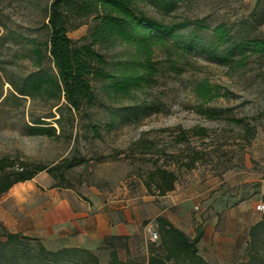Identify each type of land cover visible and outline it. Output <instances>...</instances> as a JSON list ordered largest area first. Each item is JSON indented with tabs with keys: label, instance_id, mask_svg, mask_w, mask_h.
I'll list each match as a JSON object with an SVG mask.
<instances>
[{
	"label": "rangeland",
	"instance_id": "1",
	"mask_svg": "<svg viewBox=\"0 0 264 264\" xmlns=\"http://www.w3.org/2000/svg\"><path fill=\"white\" fill-rule=\"evenodd\" d=\"M49 2L0 0V158L48 165L68 158L77 164L63 178L42 171L0 195V225L43 234L53 214L49 206L61 197L86 212L99 201L131 195L151 199L157 210L165 208V216L191 236L195 222L202 221L207 233L200 254L213 264L246 259L248 228L264 214L259 209L264 200L254 197L264 177V53L253 44L264 40V0H135L150 18L179 26L170 35L130 30L128 39L114 36L97 44L111 78L93 81L95 101L80 112L68 108L46 82L33 95L16 88H26L39 73H56L48 58L38 67L35 53L48 39ZM196 19L209 27L195 28ZM220 22L230 30L226 43L214 33ZM90 29L87 22L69 35L77 40ZM126 81L123 91L117 83ZM202 84L208 88L203 94ZM38 119L44 123L33 122ZM200 130L205 134L197 135ZM179 133L186 136L183 143L177 142ZM194 157L196 164L187 168ZM156 163L179 176L175 190L165 196L150 195L139 176ZM148 201L142 203L150 215L144 223L149 234L157 230V210L149 211ZM239 203L243 234L228 256H216L215 232L234 221L228 211ZM64 209L58 206L56 212ZM77 262L87 264L83 258Z\"/></svg>",
	"mask_w": 264,
	"mask_h": 264
},
{
	"label": "trees",
	"instance_id": "2",
	"mask_svg": "<svg viewBox=\"0 0 264 264\" xmlns=\"http://www.w3.org/2000/svg\"><path fill=\"white\" fill-rule=\"evenodd\" d=\"M259 1L257 0V3ZM46 10L48 39L44 43L45 48L38 46L35 53L38 67L43 65L45 58H48L56 73L55 75L39 73L34 77V82L25 86L26 88L15 86L19 93L33 95L40 91L43 82H46L54 87L58 96L65 99L68 108L75 112H80L85 105L94 103L96 98L93 88L94 80L111 78V75L105 71L106 57L95 49L97 44L108 42L114 36L128 39L131 35L130 30L156 31L170 35L179 26L164 25L150 18L142 9L136 7L135 0H50ZM87 22L91 23L89 35L77 40L69 35L71 29H76ZM193 24L197 29L209 27L201 19H196ZM214 33L220 43H226L232 38L224 22L214 27ZM253 44L257 51L264 53V40L255 39ZM214 50L216 48L211 47V51L214 52ZM132 81H135V76L131 78ZM128 82L117 83V86L127 91ZM198 91L203 94L208 91V88L202 84ZM33 122L41 124L44 120L38 119ZM244 133L247 136L249 130L244 129ZM196 134L204 135L205 133L200 130ZM255 135L254 129L248 140L251 141ZM185 140V134L179 133L177 142L183 143ZM197 160V157L190 159L186 167L191 168ZM76 164L68 158H62L48 165L3 156L0 158V195L7 193L19 182L35 178L42 171L49 172L55 179L63 178L65 170ZM179 167L180 163L177 168ZM139 176L148 193L156 197L165 196L175 190L179 180L175 169L157 163ZM57 186L71 187V185L60 183ZM156 226L159 242L149 243V255L146 262L141 255L126 259L120 257L117 246L127 248V237L124 236L107 240L111 249L106 264H213L200 254L199 242L205 234L202 221L195 222L193 237L165 216L156 218ZM33 240L38 242L37 245L33 244ZM79 258H83L87 264H101L99 256L87 248L63 247L51 250L38 238L21 231H11L4 224L0 225V264H74V262L78 264ZM236 264H264V214L250 227L246 259Z\"/></svg>",
	"mask_w": 264,
	"mask_h": 264
},
{
	"label": "crops",
	"instance_id": "3",
	"mask_svg": "<svg viewBox=\"0 0 264 264\" xmlns=\"http://www.w3.org/2000/svg\"><path fill=\"white\" fill-rule=\"evenodd\" d=\"M258 180L259 186L257 188L258 192L254 195L255 201L263 200L264 197V177ZM143 200H149V203L146 204L149 211L152 212L156 209L154 206L155 202L150 201L151 199H140L136 196L124 195L117 200L99 201L87 208L85 212L84 210L76 209L68 199L61 197L59 201L53 203V205L51 203L49 206V211L53 214L52 218L45 222L43 234L36 233L29 235L38 238L51 250L63 247L87 248L99 256L101 264H106L109 259L111 248L107 244V240L112 237L126 236L127 248L121 245L117 246L120 257L126 259L127 257L135 258L141 255L146 262L149 255V243L152 239L151 233L148 234L144 226L150 215L145 213ZM58 206L59 210L65 209L57 213ZM243 209L244 207L240 203L236 204L228 211L229 219L232 218L234 221H228L225 228H221L220 231L215 232L217 241L213 245V250L217 254L216 256L221 254L228 256L230 252L235 250L238 238L243 234L241 228L242 218L239 216L243 212ZM165 213V208H158L154 214V218L165 216ZM260 218L258 217L252 221L248 230ZM169 220L172 221L171 219ZM217 220L218 216H216V222ZM209 232L212 234L213 230L209 229ZM206 233L205 230L204 237ZM194 235L195 233L189 236L193 237ZM221 237H229L230 239L222 242L220 241ZM138 247L141 254L137 251ZM101 253L106 255V257L103 258L100 255Z\"/></svg>",
	"mask_w": 264,
	"mask_h": 264
},
{
	"label": "built area",
	"instance_id": "4",
	"mask_svg": "<svg viewBox=\"0 0 264 264\" xmlns=\"http://www.w3.org/2000/svg\"><path fill=\"white\" fill-rule=\"evenodd\" d=\"M259 209L264 210V203H261V205L259 206ZM150 233H151V237L153 240H157L159 238V234L156 229H151Z\"/></svg>",
	"mask_w": 264,
	"mask_h": 264
}]
</instances>
